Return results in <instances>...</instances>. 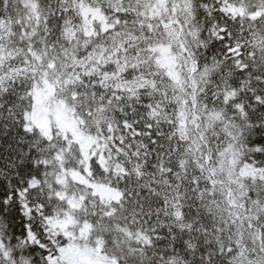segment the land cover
<instances>
[{"label":"clouds","instance_id":"clouds-1","mask_svg":"<svg viewBox=\"0 0 264 264\" xmlns=\"http://www.w3.org/2000/svg\"><path fill=\"white\" fill-rule=\"evenodd\" d=\"M0 264H264V0H0Z\"/></svg>","mask_w":264,"mask_h":264}]
</instances>
